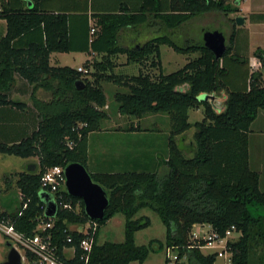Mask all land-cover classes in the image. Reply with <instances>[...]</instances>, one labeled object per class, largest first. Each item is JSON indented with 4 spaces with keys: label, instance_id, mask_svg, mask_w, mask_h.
Here are the masks:
<instances>
[{
    "label": "trees",
    "instance_id": "trees-1",
    "mask_svg": "<svg viewBox=\"0 0 264 264\" xmlns=\"http://www.w3.org/2000/svg\"><path fill=\"white\" fill-rule=\"evenodd\" d=\"M43 1L0 0V19L6 24L5 33L0 35V105L27 106L10 97L15 75L32 86L33 95L40 85L51 94L47 102L34 100L38 118L29 135L11 143L0 142L1 154L37 158V162H28L25 169L12 173L11 180L3 177L8 187L14 183L19 201L16 210L0 212V220L8 221L24 236H32L39 222L52 220V226L42 233L50 234L65 264L143 263L150 252L163 248L176 251V264H214L218 252L200 250L206 239L193 237L196 224L208 225L218 238L233 226L238 236L228 237L223 248L230 263L264 264V192L259 173L250 166L248 149L250 125L264 109V72L250 69L247 54L236 51V27L220 58L203 45L182 48L166 34L137 48L118 43L124 27L145 23L150 17L159 18L165 29L175 30L203 12L215 10L227 15L238 7L227 0H168L166 7L161 0H142L137 9L121 7L94 14L90 27L84 12H55L44 8ZM250 19L264 21V12L252 13ZM161 44L179 53L198 55L175 71L164 73ZM71 51L98 56L84 62L91 79L83 77L77 68L50 63L51 53ZM119 54H125L129 63L148 60L158 72L155 76L142 70L130 75L117 73L115 58ZM253 55L260 65L264 63V49L257 47ZM78 79L84 81L80 88L75 84ZM55 80L57 85H53ZM103 81L127 89L113 94L119 114L140 119L147 114L167 113L166 171L162 175L152 171L90 172L92 179L107 190L109 203L103 218L95 220L96 230L92 233L88 229L93 244L85 263L79 247L85 234L69 228L91 222L83 200L62 191V202H69L71 208L59 202L56 215L50 218L44 215L39 188L42 173L49 167L70 162L86 167L88 134L99 131L109 117ZM184 84L187 89L180 88ZM222 90L227 97L220 112L198 97L201 92ZM199 107L202 119L190 122L189 110ZM191 127V138L180 145L179 137H185ZM145 207L159 216L165 227L164 240L136 243L135 233L150 225L147 215L136 216ZM117 213L124 215L123 240L98 243L100 227ZM64 247L74 248L72 257H66ZM25 256L28 261L33 259L27 251Z\"/></svg>",
    "mask_w": 264,
    "mask_h": 264
},
{
    "label": "crops",
    "instance_id": "crops-1",
    "mask_svg": "<svg viewBox=\"0 0 264 264\" xmlns=\"http://www.w3.org/2000/svg\"><path fill=\"white\" fill-rule=\"evenodd\" d=\"M161 1L162 7H166L168 0ZM238 1L239 3L236 5V7L241 10L240 6L244 0ZM141 2L142 0H44L43 7L55 12H84L87 15L88 25L92 27L94 24V14L100 12H111L121 7L137 9ZM27 5L31 6V3H27ZM206 12L191 17L189 20L181 23V25L175 30L168 28L165 29L161 20L155 17H150L147 22L142 24L127 25L119 32L118 43L119 45L127 48H137L149 39L157 38L160 35L166 34L178 46L182 48H189L192 46L203 45V33L206 30L216 29L223 33L225 37V43L227 44L231 32L235 26L236 35L234 39V47L236 51L240 54H247L249 58L250 69H261L264 72V63L259 66L257 59L253 55V52L257 47L264 49V21L254 22L250 19V15L252 13L264 12V9L258 11L252 10L248 13L246 12L247 16H243L244 21L240 25L231 21V18H234V15H232L233 13L224 15L222 12L215 11L213 14H211V16H208ZM223 17H225L227 20L225 19V21H222ZM222 22L223 25L229 29L227 32L222 29ZM5 26V20L0 19V35L5 33ZM258 36V40L254 42ZM166 45L168 44L160 45V60L162 67L163 51H167V49L170 47V49H172L171 52L176 51L172 46ZM77 52L79 51H71L67 53ZM83 53L86 55L85 61L96 56V54L91 55L87 54L86 52ZM190 53H194L193 56L189 55ZM182 54H186L184 56L183 65L188 61V59L198 55L197 52ZM119 55H124L126 60L125 54ZM52 57H54V63L51 61ZM85 61H83V63ZM59 62L60 61L57 56V52L51 53L50 63L53 65H60ZM125 62L128 64L127 61ZM119 63L121 62L119 61ZM14 80L15 86L9 93L10 97L13 100L26 103L27 106L25 108H18L11 105H0V142L5 143L19 141L21 138L29 135L30 132L35 129L38 118V111L28 101L29 96H31L30 94L32 91V86L18 75L14 76ZM125 90L127 89L125 88ZM214 94L216 95V98L220 100V103L225 102L227 94L224 90L220 92H214ZM200 108L202 107L197 109L199 110ZM162 113L157 112L153 114V118L149 126L150 128H141L140 125L136 124V121L139 120L136 118L135 120H131L129 118L130 116L127 118L130 119V123L127 125H121L117 123V121H122L123 119H126L127 116L121 115L119 113L114 117L109 115L105 121L116 122L115 125H111L110 127H116L117 130H114L115 132L111 131L110 134H115V136L118 137L116 139L118 144H114L115 147L112 149L107 145V143L111 141L110 139L109 142L108 140L102 139L93 141V136L98 135L99 132L107 133L106 130L90 132L88 134V158L86 162L88 171L93 173L117 171H152L162 175L166 171L164 161L167 159V137L169 131V127L166 126L165 129L161 127L162 125L159 121V117H164V112ZM189 139L190 138H187V136L179 137L178 143L183 145V141H189ZM248 149L250 166L259 173V185L261 190L264 192V109L259 110L256 118L250 125ZM22 159L25 164L28 162H34L31 161L32 157ZM16 209L17 208L14 210ZM205 226L209 227L206 224ZM221 245L220 248L223 250V246Z\"/></svg>",
    "mask_w": 264,
    "mask_h": 264
},
{
    "label": "rangeland",
    "instance_id": "rangeland-1",
    "mask_svg": "<svg viewBox=\"0 0 264 264\" xmlns=\"http://www.w3.org/2000/svg\"><path fill=\"white\" fill-rule=\"evenodd\" d=\"M228 3L231 4L232 6L238 5L239 2L236 0H228ZM241 10H237L233 13L234 18L238 16H247V13L249 11H258V10H263L264 9V0H244L243 3H241L240 6ZM215 10H212L210 12H206L208 16H211ZM247 12V13H246ZM230 14V13H228ZM227 14V15H228ZM211 18V17H210ZM225 17H223L222 21H225ZM227 20V19H226ZM236 22V21H235ZM221 25V23H220ZM222 29L224 31H228L229 29L226 28V26L223 25L222 22ZM259 36L254 40L256 42L258 40ZM227 41V38H226ZM253 42V43H254ZM168 46V45H166ZM170 47V46H169ZM171 48V47H170ZM168 48L167 51H163L162 53V61H163V72L164 73H169L172 71H175L176 69L180 68L183 63H184V56L186 54L179 53L177 51L171 52L172 49ZM194 54V53H193ZM190 53L189 55H192ZM57 56L59 58V64L60 65H70L73 66L74 68H77L78 66H82L83 69L85 68L83 61H85L86 55L83 52H77V53H65V52H57ZM118 56V55H117ZM188 56V55H187ZM98 58V56H94ZM52 63L55 62L54 57L51 58ZM115 61L117 62V66L115 67L114 71L117 73H122V74H136L138 70H142L144 72H148L150 75L155 76L158 72V70L155 67H151L149 65V61H145V63H135V62H127L124 55H119L118 57L115 58ZM119 61L121 63H119ZM86 71H80L82 73V76H86L87 78L91 79V75H87V72L90 70L89 68H85ZM83 81V80H82ZM57 82L56 80L53 81V85H55ZM84 84V81H83ZM57 85V84H56ZM15 86V83H14ZM187 85H181L180 88L187 89ZM102 87L103 90L107 96L108 99V105L105 107L107 112L109 113L110 116H117L118 111H117V103L113 100V94L115 91L119 90H125L124 87H120L112 82L109 81H103L102 82ZM34 95L32 94L31 91V96H29L28 101L34 105V100L38 101H43L47 102L51 98V94L46 89L44 86L40 85L38 88L34 89ZM224 103V102H223ZM38 108V107H37ZM36 109V108H35ZM39 109V108H38ZM37 110V109H36ZM162 113V112H161ZM163 114V113H162ZM161 116V115H159ZM203 112L202 108L199 110L197 109H192L189 111V121L190 122H195L199 121L202 119ZM123 119L122 121H117V123L121 125H127L129 120H135L136 117H129L130 119ZM153 118V114H147L143 116L142 118L136 121V124L140 125L141 128H150V122ZM165 118V119H163ZM159 121L161 122V127L165 129V127H168V115L166 112H164V117H159ZM116 122L112 121H103L101 124V129L106 130L107 133L99 132L98 135L93 136V141H98V140H111L107 145L114 149V144H118V141L116 140L118 137L115 136V134H110L111 131L117 130L116 127H110L111 125H115ZM115 132V131H114ZM194 132V127H191L188 130V133L186 134L187 138H191L192 134ZM116 142V143H115ZM189 155H192V153H189ZM31 161L37 162L36 157H32ZM25 162L21 157L15 156V155H8V154H1L0 153V211H14L15 208L18 206V201H19V191L14 185L13 182L7 187L4 183V176H7L10 180L13 178L11 176L12 173L20 171L25 169ZM90 173V172H89ZM260 211V210H259ZM147 215L150 218V225L144 229H141L135 233V241L137 244H147L150 239H160L164 240L165 238V227L163 223L161 222L159 216L157 213L152 211L149 208H142L139 210V212L136 214V216L139 215ZM124 215L122 213H117L113 217H111L104 225L100 227L99 230V235H98V243H101L105 240L109 241H122L123 240V235H124ZM210 232L209 227L201 224H196L193 226V233H196L198 236H206ZM238 236V233L233 232L229 236V238H236ZM6 238L0 232V262L4 260L5 255L9 249V247L6 245ZM12 245V244H11ZM15 247V245H13ZM17 250L23 254V251L21 248L16 246ZM200 250L203 253H210L213 251H217L218 255L217 258L214 262V264H231L230 260L228 259L229 255L227 251H223L220 248V244L213 248H205V247H200ZM66 256L71 255L70 250H65ZM176 251H173L172 249H169L168 251L163 248L161 250H156L152 251L149 253L147 259L143 263H139L137 261H133L130 264H164L165 257L167 255H175ZM184 260V259H182ZM181 260H179L180 262ZM22 263L25 264V260L22 259Z\"/></svg>",
    "mask_w": 264,
    "mask_h": 264
},
{
    "label": "built area",
    "instance_id": "built-area-1",
    "mask_svg": "<svg viewBox=\"0 0 264 264\" xmlns=\"http://www.w3.org/2000/svg\"><path fill=\"white\" fill-rule=\"evenodd\" d=\"M90 32H94V28H91ZM259 63V62H258ZM259 66L260 63H259ZM78 71H86V69L82 66L77 67ZM69 146L72 145L71 142L68 143ZM65 166L62 165H54L52 167L47 168L41 176V184L39 191L40 193L45 192L47 194V198L53 199L57 205L60 204L63 207L71 208V204L69 202H62V191H66L65 189ZM44 201V200H43ZM44 210V206H43ZM53 218V217H50ZM53 224V221L50 220L48 222H39L36 227V232L32 236H24L23 234L17 232L13 225L5 220H0V232L5 236L6 240H8L12 245L18 246L22 249L23 254H21L22 259L25 260V264H65L56 253L55 245L51 241L50 234L42 233L46 228H50ZM89 227L92 229V233L96 230L97 223L95 220L91 219L90 223L84 225H71L69 228L74 230H79L85 234L83 238L79 241V247L83 252L81 258L84 259L85 263L87 262L88 254L92 248L93 244V235L88 231ZM234 232V227L231 226L226 230L224 237L218 238L215 233L209 232L206 236H198L196 233H193L194 238H204L206 242L201 247L205 248H213L218 244H222L224 248V244L226 239ZM70 240V239H69ZM65 250H70L71 255L66 257H72L74 253V248L72 247H64L63 253L65 254ZM169 249H167L168 251ZM29 252L33 259L31 261L26 260L25 252ZM66 255V254H65ZM167 260L164 264H176V254L175 255H167Z\"/></svg>",
    "mask_w": 264,
    "mask_h": 264
},
{
    "label": "water",
    "instance_id": "water-1",
    "mask_svg": "<svg viewBox=\"0 0 264 264\" xmlns=\"http://www.w3.org/2000/svg\"><path fill=\"white\" fill-rule=\"evenodd\" d=\"M235 21L238 25L242 24L243 17H236ZM203 46L211 50L215 58H220L226 51L225 37L219 30H206L203 33ZM78 88L82 87L83 81L78 79L75 81ZM199 99L207 100L211 103L213 109L217 112L225 108V103H220L214 92H201ZM65 189L67 193L73 197L83 200L84 211L92 220L101 219L104 216L105 209L108 206V192L105 188L94 181L87 168L79 162H70L65 166ZM44 200V215L54 217L57 213L58 205L50 198H47L45 192L40 193ZM9 247L4 260L0 264H23L21 253L9 241H6Z\"/></svg>",
    "mask_w": 264,
    "mask_h": 264
}]
</instances>
